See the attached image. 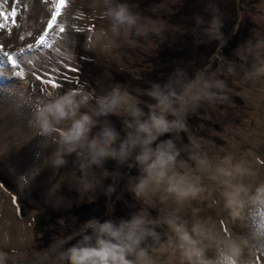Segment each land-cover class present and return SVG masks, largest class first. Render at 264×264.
Segmentation results:
<instances>
[{"label":"clouds","instance_id":"1","mask_svg":"<svg viewBox=\"0 0 264 264\" xmlns=\"http://www.w3.org/2000/svg\"><path fill=\"white\" fill-rule=\"evenodd\" d=\"M95 6L103 7L100 18L109 20L111 27L90 31L91 48L109 49L115 45L114 37H123L135 45L129 39L133 32L147 36L149 32L162 31L156 21L133 13L127 4L95 0ZM164 7L162 3L160 8ZM214 12L219 9L214 8ZM142 19L144 23H140ZM200 23L203 21L197 17V24ZM222 27L219 16L213 15L205 32L220 38ZM57 52L65 59L72 58L70 53L59 49ZM173 75L177 79L169 77L139 90L116 83L104 95L84 87L63 94L50 90L47 102L41 100L36 105L34 126L36 135L43 138L37 146L53 149L48 158L55 169L65 167L67 157H73V163L81 161L77 189L80 194L95 188L93 181L98 179L99 170L100 176L112 182L107 188L109 194L116 191L117 181H124L128 191L145 205L129 213L128 218L88 220L79 233L82 239L55 258L60 264H171L177 254L180 264H257L245 258L246 239L224 229L223 221L217 230L210 218L200 216V208L193 203L218 190L215 184H206L207 179L224 185L225 207L234 215H239L244 207L243 178L250 174L247 162L209 155L191 134L188 122L189 114L202 102L229 100L227 95L220 96L212 89L231 90L216 72L210 77L200 72L187 77L177 70ZM144 96L149 99L144 100ZM181 134L188 135L190 144L182 143ZM109 162L115 167L109 169ZM20 179L27 182V175L21 174ZM185 208L189 209L187 214ZM161 226H166V239L157 231ZM72 239L71 235L62 238L61 244ZM210 251L215 258L208 255ZM8 258V253L0 251V264H6Z\"/></svg>","mask_w":264,"mask_h":264},{"label":"rangeland","instance_id":"2","mask_svg":"<svg viewBox=\"0 0 264 264\" xmlns=\"http://www.w3.org/2000/svg\"><path fill=\"white\" fill-rule=\"evenodd\" d=\"M5 1L7 0L0 1V5ZM55 4L51 12V20H48L44 26L42 39H38L35 47L31 49L28 40H21L17 57L8 63L6 71L10 74L30 73L31 79L38 82L39 73L47 74L48 68L46 64H37L36 60L49 54L48 50L53 49L57 67L50 69L55 74L53 85L61 94L69 89L84 87L86 91L94 89L97 95H104L116 83H121L116 76L123 67L126 71L137 73L128 68L129 58L124 52L125 47H140L137 45V36L129 37L136 42L135 45L129 44L123 37H114L115 45L109 49L89 46L88 35L93 28L107 30L111 27L109 20L100 18L103 7H96L95 0H57ZM14 6L11 13L15 17ZM252 7L253 17L259 18V22L264 23V0L253 2ZM4 11L3 9V15ZM2 17L0 14L1 23L4 24ZM14 24L15 21L12 20V25ZM248 26L260 27L255 24ZM260 31L263 32H259L261 34L259 37L256 34L250 35V40L241 43L225 61L221 62L218 57L213 58L221 62L218 64L216 76H224L222 80L228 85L227 89L231 90H226L225 93H231L229 95L235 98L229 97L228 101L216 100L215 103L202 102L195 112L189 114L188 119L195 124L194 127L189 126L191 134L200 140L209 155L231 156L234 162L244 159L250 170V174L243 178L246 192L243 195L244 207L239 210V215H234L231 209L225 207L224 185L207 179L205 183L215 184L218 190L205 200L193 202L194 205L200 208V216L210 218L212 226L218 227L217 230H220L223 221L224 229L248 241L246 259L264 264V202H262L264 201V149H262L264 148V27H261ZM24 46L29 48L25 50ZM65 47L72 56L70 62L63 61V56L57 52L59 49L64 53ZM74 59L80 60V66L75 65ZM0 68H2V60H0ZM258 71L260 75H257ZM15 79L11 83L17 86L15 83L20 80L26 81V76L19 78L15 76ZM35 84H31L32 87ZM13 91L20 92L17 89ZM24 92V103L18 105L17 115H23L28 109H35L43 100L41 96L35 98L33 92ZM44 94L46 93L42 91L41 95L48 96ZM45 99L47 102V97ZM7 109L12 111L13 106ZM8 117L5 116L0 120V146L5 149L1 155L7 153L6 156L10 155L12 164L17 165L19 157L24 158L26 155L27 142L24 138L26 132L21 131L17 116L11 119ZM181 135L182 143L190 144L188 135ZM52 151L50 147H38L32 162L33 169L29 172L28 169H3L1 166L5 161L0 158V251L8 253L6 264H60L55 258L74 243L61 244V241H54L48 244L49 246H43L40 240H43L42 235L36 230V216L48 212L60 213L78 207L85 209L86 204H91L96 199V195L106 193L108 185L112 183L100 176L97 170L98 179L93 181L95 188L88 193L80 194L77 189L78 178L81 175L79 171L81 161L77 160L73 163L74 158L67 157L68 164L55 169L48 158ZM34 163H36L35 167H33ZM12 171L17 173L14 175ZM21 174L27 175V182L20 179ZM114 186L115 192L121 193L120 181ZM127 192L130 193L128 190ZM2 196L7 198L2 199ZM213 200L216 203H213ZM135 201L137 203L135 211L145 207L143 202L136 199ZM188 211L189 209L185 208V214ZM152 215L155 216L156 212L153 211ZM83 225H79V231L82 230ZM157 231L161 232L162 239H166L163 235L167 231L166 226L158 227ZM252 239H254L253 243L250 242ZM212 253L210 257L215 258V253ZM171 264H180L178 254Z\"/></svg>","mask_w":264,"mask_h":264},{"label":"trees","instance_id":"3","mask_svg":"<svg viewBox=\"0 0 264 264\" xmlns=\"http://www.w3.org/2000/svg\"><path fill=\"white\" fill-rule=\"evenodd\" d=\"M257 1L260 0H114L117 4H127L133 13L156 21V26L162 29L159 34L149 32L147 36H137L138 48L125 47L124 52L129 58L128 68L137 73L126 71L123 67L116 76L118 81L139 90L150 88L152 82H162L169 77L177 79L173 75L177 70L187 74V77L197 72L210 77L213 72H217L218 64L225 61L241 43L250 40V35L256 34L259 37V32H263L260 29L264 27V23L253 17L252 12V3ZM162 3L166 7L160 8ZM214 8H218L219 12L215 13ZM213 15H218L223 22L220 29L223 35L220 38H214L205 32ZM197 17L203 23L197 24ZM144 22L143 19L140 21ZM214 57L221 59V62L214 60ZM135 75L141 78L136 79ZM223 77L217 75L218 79L222 80ZM215 90L212 91L220 96L228 95L233 98L229 95L231 93ZM142 98L149 99L146 96ZM190 120L188 119L189 126L194 127L195 124ZM116 123L119 127V122ZM107 167L111 169L115 165L109 162ZM132 174L135 175V171ZM120 184V194L106 192L96 195V199L91 204H86L85 209L78 207L60 213L37 215L36 230L42 235L43 240H40L43 246L70 235L74 237L70 244H76L82 239L79 225L92 218L100 221L103 219L101 222L109 218H128L129 213L135 212L137 203L133 194L127 192L126 182L120 181Z\"/></svg>","mask_w":264,"mask_h":264},{"label":"bare ground","instance_id":"4","mask_svg":"<svg viewBox=\"0 0 264 264\" xmlns=\"http://www.w3.org/2000/svg\"><path fill=\"white\" fill-rule=\"evenodd\" d=\"M2 3L3 4L0 5V14L1 16H3L2 21H4L5 23L2 24L0 19V60H2V68H0V120L5 116L7 117L9 116L8 117L9 119H11L13 116H17L19 118L20 121H18V123L21 126V131L24 132L25 130V132L27 133V134L24 133V138L25 141L27 142V148H26L25 157L24 158L19 157L18 160L19 163L17 165H13L12 161H10L9 154H8L9 156H6L7 153L4 156L1 155V153H4L3 151L5 149L2 146H0V158H3L5 161V163H3L1 167L3 169H28L27 172H29L31 169H33L32 162L34 156H36L35 155L36 152L38 151V146H37L38 142L42 141L43 138L38 137L36 135L37 129L34 126L35 109L33 110L28 109L27 111L24 112L23 115H17L19 114L17 109L19 108L18 105L20 103H24V94H23L25 93L24 91L33 92V96L35 98L41 96L43 98V101L46 102L45 97L48 96L41 95L42 91L46 93L44 95H48L50 90H57L53 85V82L55 81L53 77L55 76V74L52 72V69L57 67L56 55H54L53 49H51L48 50L49 54L46 52L48 55L45 54L44 56H41L38 60H36V62H38L37 64L39 63L46 64L48 68L47 74L39 73L40 80L38 82H36L34 79H31L30 73H28L27 75L10 74L8 71H6V68L8 63H10V61H12L14 58L17 57V53L19 52L18 48H20L18 46H20L19 43L21 40L29 41L30 48L29 46H24L26 50L27 47L29 49L34 48L38 39H42V35L44 33V26L48 20H51V15H52L51 12L53 9V5H56L55 3H57V0H47L46 3L44 2V0H17V1L7 0ZM13 6L16 9L15 17L11 13ZM3 9L5 10L4 15L2 13ZM12 20L15 21L14 25H12ZM66 47H68V44L66 45ZM66 47L64 49V53L67 52L69 53ZM62 60L69 62L71 61L70 59H65L64 56ZM73 62L75 63L76 66H80V60L74 59ZM15 76H18V78L20 76H26V81L23 80L17 81L15 83L17 86H14L11 82L16 80ZM33 83H36L34 87H32L31 85ZM14 89H17L20 92H15L13 91ZM21 94L23 96H21ZM11 106H13V110L11 109L12 111L7 109L8 107ZM31 113H32V117H31ZM259 113L260 111L257 112V115H259ZM36 163H34L33 167H35ZM12 172L14 175L17 173L16 171H12ZM3 198H7V197L2 196V199ZM252 215L254 214L252 213ZM216 229H218V227H216ZM250 242L253 243L254 239H252ZM208 255L212 256L213 255L212 251H210Z\"/></svg>","mask_w":264,"mask_h":264},{"label":"snow or ice","instance_id":"5","mask_svg":"<svg viewBox=\"0 0 264 264\" xmlns=\"http://www.w3.org/2000/svg\"><path fill=\"white\" fill-rule=\"evenodd\" d=\"M61 6H62V3H61ZM58 14V13H57ZM53 23H54V21H53Z\"/></svg>","mask_w":264,"mask_h":264}]
</instances>
